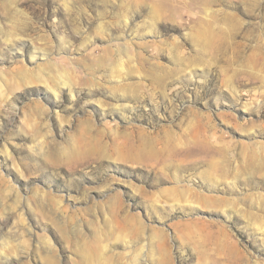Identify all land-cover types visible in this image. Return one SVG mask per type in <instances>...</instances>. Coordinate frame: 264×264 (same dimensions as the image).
Returning <instances> with one entry per match:
<instances>
[{
    "label": "rangeland",
    "instance_id": "374dc122",
    "mask_svg": "<svg viewBox=\"0 0 264 264\" xmlns=\"http://www.w3.org/2000/svg\"><path fill=\"white\" fill-rule=\"evenodd\" d=\"M0 264H264V0H0Z\"/></svg>",
    "mask_w": 264,
    "mask_h": 264
},
{
    "label": "bare ground",
    "instance_id": "6f19581e",
    "mask_svg": "<svg viewBox=\"0 0 264 264\" xmlns=\"http://www.w3.org/2000/svg\"><path fill=\"white\" fill-rule=\"evenodd\" d=\"M57 95H59V94H57Z\"/></svg>",
    "mask_w": 264,
    "mask_h": 264
}]
</instances>
